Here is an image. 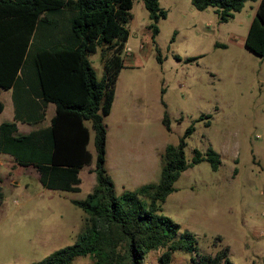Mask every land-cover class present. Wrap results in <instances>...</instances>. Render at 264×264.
<instances>
[{
  "label": "rangeland",
  "instance_id": "rangeland-1",
  "mask_svg": "<svg viewBox=\"0 0 264 264\" xmlns=\"http://www.w3.org/2000/svg\"><path fill=\"white\" fill-rule=\"evenodd\" d=\"M257 4L244 3L221 23L212 8L198 11L190 0H158L166 17L157 21L152 41L147 12L141 0H132L124 46L130 55L123 53L115 83L116 115L133 113V134L142 144L143 157L131 161V180L115 175L108 165L115 194L155 183L163 147L175 144L190 124L194 130L186 139L185 161L190 162L194 149H211L221 162L216 171L206 162L187 168L161 204L160 213L178 225V235L191 233L197 249L196 254L174 251L171 264H194L191 258L213 257L224 248L230 264H264V58L243 46ZM191 57L197 59L182 61ZM88 60L100 78V50ZM9 94L1 95L3 122L11 107ZM164 111L169 131L161 125ZM200 115L209 116L207 127L205 119L195 122ZM88 149L92 151L91 141ZM155 152L156 172L140 174V168L154 162ZM0 158H8L0 166V264H30L73 244L84 214L69 201L82 200L91 191L94 181L84 180L86 170L78 192L51 191L39 185L33 167H21L1 152ZM91 159L93 166V155ZM161 251H147L142 264H158ZM90 263L87 256L72 261Z\"/></svg>",
  "mask_w": 264,
  "mask_h": 264
},
{
  "label": "trees",
  "instance_id": "trees-1",
  "mask_svg": "<svg viewBox=\"0 0 264 264\" xmlns=\"http://www.w3.org/2000/svg\"><path fill=\"white\" fill-rule=\"evenodd\" d=\"M256 1L243 46L264 58V0H190V4L198 11L212 8L224 23L240 12L244 3ZM141 2L154 41L156 23L166 12L159 8L158 0ZM131 6L132 0H0V92L12 89L15 109L14 119L0 124V152L21 167H33L43 189L76 193L78 171L91 161L87 144L92 134L94 185L84 199L70 201L84 214L76 241L30 264H72L74 258L85 256L91 259L90 264H142L146 252L157 249H162L158 264H171L174 251L196 254L194 236L189 232L178 235V225L160 213L182 172L200 162L216 171L221 163L211 149L204 153L194 149L190 162L185 161L184 148L193 124L175 144L163 148L155 183L116 195L104 168L103 118L110 112L122 68ZM97 49L103 68L100 78L88 60ZM159 56L156 50L160 63ZM173 58L181 60L176 55ZM48 103L53 104L54 115L47 127L17 132V121L39 123ZM2 109L0 101V112ZM208 118L200 115L195 122L205 119L207 127ZM161 125L169 131L166 111ZM191 261L230 264L226 248L213 257L197 255Z\"/></svg>",
  "mask_w": 264,
  "mask_h": 264
},
{
  "label": "crops",
  "instance_id": "crops-1",
  "mask_svg": "<svg viewBox=\"0 0 264 264\" xmlns=\"http://www.w3.org/2000/svg\"><path fill=\"white\" fill-rule=\"evenodd\" d=\"M125 55H130V53L127 52ZM116 80H117V78H116ZM8 91L10 93L9 94L10 99L8 100V104L11 107H9V115H8L5 122L12 121L14 119V115H15V109H14L13 100H12V89L1 90L0 101H2L1 100L2 92H6V95H7ZM117 99H118V95H117L116 87H115L114 88V98L112 101L110 112L108 115H106L103 118V123H104L105 128H106L104 168L106 170L107 175H108V165H109L114 170L115 175L121 176V177L127 176V178L129 180H131V179H133L134 174L131 172L129 166H130L131 161L134 159V156L137 158L136 160L141 159L143 157V155L141 154L142 151L140 150V149H142V147H141L142 144H141V142L138 141V139L136 137H134V134H133V125L137 124V122L131 121V116L133 115V113L131 111H128L126 116H122V115L120 116L119 115V117H118L116 115L117 114V112H116ZM135 101L137 103V106H139V98H136ZM4 110L5 109H4V105H3V109L0 112V117L3 115ZM53 115H54V106H53V104L48 103L44 108L43 118L39 123L26 124V123H22V122L17 121L16 122L17 132L25 134V133H28L29 131L36 130L38 128L47 127L49 125V120ZM32 117L33 116H30L31 119H32ZM2 122L3 121H0V124ZM20 125H22V126L27 125V128L20 129L19 128ZM90 141H91V146H92V136L90 137V135H89L88 144L90 143ZM88 144H87V150L90 153L91 158L93 155V163H94V152H92L93 147H92V151H91L90 149H88ZM153 149L155 150V148H153ZM161 150L162 149H160V151ZM160 151L156 150V152H158V153H160ZM156 152L154 153V162L152 161L151 163L145 164L142 168H140L138 171V172H140V174L145 175L147 173L150 174L151 171L153 173L156 172L157 164L155 162V158L156 159L158 158V153H156ZM146 157H148V156H146ZM3 159L5 161L8 158H0V166L1 167L3 165V163H2ZM92 169H93V166H92V159H91L90 163L87 166L82 167L78 171V178L80 180L79 190L81 189L80 184H81V181L83 180L81 178V175H82L81 173H83L84 170H86V172L88 173L84 180L87 181L88 184H91L92 181H94V174L92 173ZM136 175L138 176L139 174H136ZM108 176L110 177V179L113 183V186H115V182H114L113 177L111 175H108ZM142 184H145V183H141V184L136 185V186L138 187ZM81 220H82V217H81Z\"/></svg>",
  "mask_w": 264,
  "mask_h": 264
},
{
  "label": "built area",
  "instance_id": "built-area-1",
  "mask_svg": "<svg viewBox=\"0 0 264 264\" xmlns=\"http://www.w3.org/2000/svg\"><path fill=\"white\" fill-rule=\"evenodd\" d=\"M123 53L126 54L127 53V50L124 49Z\"/></svg>",
  "mask_w": 264,
  "mask_h": 264
}]
</instances>
